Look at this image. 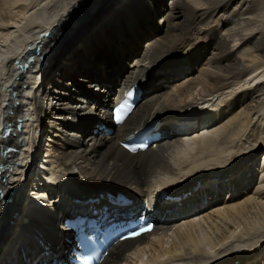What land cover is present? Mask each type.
<instances>
[{"label": "bare ground", "instance_id": "bare-ground-1", "mask_svg": "<svg viewBox=\"0 0 264 264\" xmlns=\"http://www.w3.org/2000/svg\"><path fill=\"white\" fill-rule=\"evenodd\" d=\"M0 4L17 9L0 21V264H46L65 257L74 241L68 224L75 222L65 218L85 210L89 203L82 201L89 197L99 198L94 205L106 202L107 192L128 196L141 214H151L142 196L152 193L159 211L152 214L153 232L113 244L103 264H140L136 258L146 252L151 257L141 264H251L264 259V168L262 184L254 191L242 187L264 154V27L258 24L263 1ZM71 21H76L73 27ZM241 22L255 26L232 38L229 32L240 29ZM63 40L67 43L61 46ZM235 41L240 47L250 45L263 63L251 69L245 56L252 53L236 50ZM41 59V74H34ZM243 81L248 85L233 101L211 104L220 92ZM133 84L141 88L142 98L117 126L110 109ZM238 103L241 110L235 109ZM154 122L162 138L147 150L131 153L120 145ZM256 133L263 136L257 142ZM20 154L32 166L10 172ZM213 177L218 179L211 181ZM228 177L232 185L222 197ZM53 179L51 190L62 197L57 212L39 202L38 191L51 187ZM209 197L216 205L207 212ZM200 204L206 210L197 218L199 212L192 211ZM215 217L225 222L226 231L214 223ZM203 221L220 231L217 240L202 228ZM238 231L249 240L242 238L246 247L234 250ZM171 233L177 240L168 245ZM256 235L259 240H252ZM220 248L221 256L211 255Z\"/></svg>", "mask_w": 264, "mask_h": 264}, {"label": "rangeland", "instance_id": "rangeland-1", "mask_svg": "<svg viewBox=\"0 0 264 264\" xmlns=\"http://www.w3.org/2000/svg\"><path fill=\"white\" fill-rule=\"evenodd\" d=\"M251 2H253V1H255V0H250ZM257 1H263V4H262V7L264 8V0H257ZM262 8V10H263V13H264V9ZM16 10L17 9H14L13 7H9V8H6L4 5H1L0 4V21H1V19L3 18V17H10V16H12L13 15V13L14 12H16ZM12 14V15H11ZM261 14H262V11H261ZM10 15V16H9ZM263 18H264V16H262ZM263 18H262V20H260L259 22H258V24L260 25V26H262V27H264V20H263ZM75 22L76 21H73V23H72V21H71V25H72V27L75 25ZM262 24V25H261ZM239 25H242V26H240V29H238L237 31H235V32H229V33H232L233 34V36H231L232 38H237L238 37V34H239V32L241 33L242 31L243 32H247L248 31V29L247 28H249L250 26H255L254 24H250L249 26H248V24H246V23H240ZM242 27V28H241ZM1 28V27H0ZM2 30V29H1ZM225 29H222V32L223 33H226L225 31H224ZM237 32H238V34H237ZM242 32V33H243ZM237 34V35H236ZM72 37V36H71ZM65 40V39H64ZM63 40V41H64ZM68 41V40H67ZM65 43H67L66 41H64V42H61L60 43V45L62 46V45H64ZM238 43V44H237ZM237 44V45H236ZM241 46V43L239 42V41H235V49L237 50V49H240V50H242L243 48V50L242 51H249V52H251V50H252V48H251V46L250 45H247V46H243V47H240ZM60 47H59V45H57V48L56 49H59ZM252 54H250L251 56H245V59H247V64H249L250 65V68L251 67H253L254 65H256V64H258V63H263V60H260V58L258 57V59L255 57L254 58V55H255V53L256 52H251ZM254 53V54H253ZM237 55L238 56H240L241 54L240 53H237ZM253 55V56H252ZM251 58V59H250ZM249 59V60H248ZM255 63H254V62ZM50 64H51V61H48ZM258 62V63H257ZM49 65V64H48ZM252 69V68H251ZM100 73V72H99ZM101 73L103 74V72L101 71ZM101 73L99 74V75H101ZM102 77H103V75H101ZM262 80H264V78H262ZM261 81V80H260ZM243 82H244V84H243ZM243 82H241V83H239V84H237V85H234L233 87H230V88H228V89H226L225 91H223V92H220L218 95H216V97L214 98V100L212 101V103L211 104H213V105H216V104H219V106L221 105H224V102L226 103V102H230V101H233V99L235 98V96L242 90V88H244L245 86H247L248 85V83L247 82H245V81H243ZM244 85V86H243ZM256 85V84H255ZM255 85H253L252 87H254ZM235 90V91H234ZM232 93V94H231ZM223 103V104H222ZM237 103V102H236ZM27 105H29V103L27 104ZM26 113H27V115H29L30 114V116L32 115V114H34L33 113V109H32V106L31 105H29V106H27L26 108ZM235 109L237 110H241V107H240V105H239V103L237 104V105H235ZM191 110V109H190ZM198 112H199V110H198ZM201 112V111H200ZM201 113H203V112H201ZM205 113V112H204ZM205 114H207V113H205ZM258 116V115H257ZM254 122L257 120V117H254ZM34 121H36V119H34ZM179 122V124L177 125L179 128L180 127H182V125L181 124H183V123H180V121H178ZM188 122H190V120L188 119L187 120V122H186V124L188 123ZM225 122V121H224ZM224 122L222 121V122H220L219 124H217L216 126L217 127H219V126H221V125H223L224 124ZM216 126L214 127V128H216ZM261 128H262V131L261 132H263V136H264V121H263V124L261 125ZM164 131V130H163ZM261 134H258L257 135V133L256 134H254V136H253V139L257 142V141H259L260 139H262L261 138V136H262ZM258 136V137H257ZM262 136V137H263ZM257 137V138H256ZM260 137V138H259ZM39 141H41V139H39ZM243 141H245V137L243 138ZM254 141V142H255ZM242 142H240L239 144H241ZM35 147V146H34ZM32 155L34 156L35 155V152L33 151L32 152ZM231 157H229L231 160V163L233 164V162H235V157H234V153L232 154V155H230ZM262 157H264V154L262 155ZM260 158V161L258 160V162H255L256 164H255V167L254 168H257L256 170H254V168H252V170L254 171L253 172V175L251 174V175H249V178H245L244 179V181H243V185H242V187L243 188H245V190L246 191H254L255 189H256V187L259 185V183H261L262 184V182L264 181L263 179H261V176H262V171H263V168H264V163H263V165H262V161L264 162V158ZM263 159V160H262ZM39 161V160H38ZM43 162V160H41L40 161V163H42ZM236 163V162H235ZM38 162H37V166H38ZM259 164V166H257ZM40 166H41V164H40ZM257 166V167H256ZM39 172V171H38ZM249 172H252L251 170L250 171H248L247 173H249ZM242 173V172H241ZM241 173H240V175H241ZM19 176H20V173H18L15 177H18L19 178ZM230 177H228V178H226V184H227V186H225V191L224 192H222V197H224V195L225 194H228L229 192L228 191H226V190H228V188H230L231 187V185L232 184H230L229 182L230 181H232V180H230L229 179ZM259 178V179H258ZM218 178L216 177H213L212 179H210L211 181H213V180H217ZM260 179L262 180V182L260 181ZM209 180V179H208ZM210 180L208 181V182H210ZM15 181H17V180H15ZM49 182V181H48ZM49 183H51V182H49ZM208 184V183H207ZM225 184V185H226ZM32 186V185H31ZM227 187V188H226ZM198 188H200V187H198ZM197 188V189H198ZM197 189H195V190H197ZM195 190H193L192 192H194ZM100 192V191H99ZM31 195H33L31 192H29V196H31ZM101 195H103V194H101ZM104 196V195H103ZM215 197V196H214ZM213 197V198H214ZM212 198V199H213ZM206 199V198H205ZM209 199V200H208ZM207 200H205V202H206V206H207V208H206V206H203L202 207V205L200 204V206H201V208L200 209H198V208H196L195 207V209H197V210H194V211H192V214L193 213H197V212H199V214H200V211H202L203 209H207L208 211L207 212H210V211H212L214 208H212L213 207V205L215 206L216 205V202L214 201V200H212L210 197L208 198ZM218 200H219V198H217ZM216 200V199H215ZM8 201V200H7ZM209 201V202H208ZM58 202H60L59 200H58ZM213 203V204H212ZM194 205H197V204H194ZM193 204L191 205V206H194ZM60 206V205H59ZM58 206V207H59ZM217 208V207H216ZM177 208H173V213H176V210ZM205 209V210H206ZM1 210V209H0ZM205 210H203V212H205ZM2 212L4 211V210H1ZM1 211H0V213H1ZM197 211V212H196ZM204 214H200V215H198L197 216V218H199L200 216H203ZM253 215H255V213L253 214ZM187 216V215H186ZM256 217H257V215H255ZM182 217H185V214H182L181 216H179L178 217V219H180V218H182ZM216 218V217H215ZM217 219V218H216ZM183 220H181L180 222H182ZM212 221V220H211ZM184 222V221H183ZM202 224V228L207 232H210V235L213 237V239H218V237H216V236H218V234H220V231L218 230V231H215V232H213L212 230H211V227H210V225H211V223L210 222H201ZM214 223H216L217 225H219V226H221L222 228H223V230L224 231H226L227 230V225L225 226V222L224 221H222V220H219V219H217L216 220V222H214ZM224 226V227H223ZM56 229V228H55ZM52 232H55V230L52 228ZM219 232V233H218ZM45 233H47V232H45ZM241 236H244V237H241ZM247 236H245V235H242V233L240 234V231H238V233H237V237H236V239L234 240V242H232L233 243V247H234V250H235V248H236V246H238V247H246L245 245H247V243L246 242H242L241 240H242V238L244 239V240H246V239H248L249 240V238H246ZM254 238V237H253ZM259 238L260 237H258V235H256L255 236V239H252V240H259ZM170 239V240H169ZM174 239V241H176L177 240V235L175 234V233H171L170 234V236H169V238H168V240H169V243H168V245H170V243H173V240ZM262 241H264V235L262 236ZM251 240V239H250ZM252 240H251V242H252ZM5 243V242H4ZM7 244H8V242H6ZM229 245V244H228ZM165 246H167V244L165 245ZM229 246H231V245H229ZM225 247H227V246H225ZM256 247V246H255ZM255 247H253V248H255ZM224 248V247H223ZM223 248H220V249H216V250H213L212 251V253H211V255H213V256H221L222 254H220L219 253V250L221 251V249H223ZM245 250V249H244ZM253 252H251L250 254H252ZM3 255V253H0V257ZM150 257H151V252H146L144 255H143V257H142V259L141 260H139L138 258H136V261L138 262V263H140L141 264V262L143 261V262H146V261H148L149 259H150ZM234 257H236V256H234ZM212 259V258H211ZM130 263H132V262H130ZM264 264V259H261V257H259V259L258 260H255L254 262H251V264Z\"/></svg>", "mask_w": 264, "mask_h": 264}, {"label": "snow or ice", "instance_id": "snow-or-ice-1", "mask_svg": "<svg viewBox=\"0 0 264 264\" xmlns=\"http://www.w3.org/2000/svg\"><path fill=\"white\" fill-rule=\"evenodd\" d=\"M130 95V93H129ZM152 226L148 225L146 228H140L139 231H133L130 233V236L135 237V236H139L141 233L143 232H148L151 231Z\"/></svg>", "mask_w": 264, "mask_h": 264}, {"label": "water", "instance_id": "water-1", "mask_svg": "<svg viewBox=\"0 0 264 264\" xmlns=\"http://www.w3.org/2000/svg\"><path fill=\"white\" fill-rule=\"evenodd\" d=\"M18 127H19V128H21V124H20V125H18ZM7 133H8V132H7Z\"/></svg>", "mask_w": 264, "mask_h": 264}]
</instances>
